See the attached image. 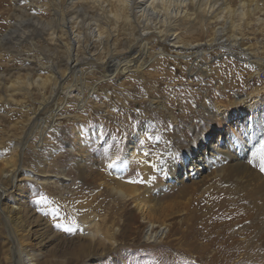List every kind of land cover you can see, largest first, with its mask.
Segmentation results:
<instances>
[{"label":"rangeland","instance_id":"rangeland-1","mask_svg":"<svg viewBox=\"0 0 264 264\" xmlns=\"http://www.w3.org/2000/svg\"><path fill=\"white\" fill-rule=\"evenodd\" d=\"M241 1L258 2L264 9V0L228 3L236 9ZM81 8L79 0H0V39L11 32L4 44L0 42L1 189L10 187L14 168L7 163L14 159L20 165L22 156L21 171L1 206L16 221L15 233L24 249L36 258L29 264H264V172L259 151L264 142V66L253 64L243 50L249 47L264 61V26L256 23L261 13L248 15L240 31L229 28L225 44L201 49L202 55L192 59H178L171 45L152 38L157 42H150L148 69L108 79L97 67L86 81V91L58 90L52 99L50 88L44 93L8 89L27 73L33 79L46 77L48 71L41 68L63 65L68 56L65 45L74 35L71 29L65 36L62 31ZM198 16L191 23L173 20L177 34L185 43L215 42V29L224 22ZM79 27L74 32L84 40L74 47L83 58L95 47L87 27ZM234 33L236 41L230 39ZM121 34L119 39L125 38ZM237 41L239 47L230 48L235 52H227L226 44ZM140 43L130 42L115 54L130 60ZM161 49L164 57L156 54ZM190 52L182 50L185 56ZM105 56L101 55L103 61ZM45 100L49 104L43 109ZM57 104L73 115L69 117L79 118L62 116L46 135L48 141L39 146L38 132L19 152L23 154L14 156L15 145L36 115H51ZM141 130L144 137L138 135ZM165 156L170 169L178 170L175 178L162 175L158 161ZM144 160L149 165L145 177ZM60 169L70 178L64 190L43 183ZM116 184L141 193L150 187V208L142 211L136 203L117 201L112 194ZM100 201L108 208H99ZM111 206L119 209L112 212ZM81 218L97 222L102 233L109 229L115 246L91 240L89 229L81 233ZM143 218L165 226V238L147 240ZM6 233L0 225V264L7 263L10 249Z\"/></svg>","mask_w":264,"mask_h":264},{"label":"bare ground","instance_id":"bare-ground-1","mask_svg":"<svg viewBox=\"0 0 264 264\" xmlns=\"http://www.w3.org/2000/svg\"><path fill=\"white\" fill-rule=\"evenodd\" d=\"M79 1L82 4L83 8H81L79 12L78 11L75 12L77 13L75 17L71 19L69 18L70 24H72V22L75 23L74 26H71V27L67 26L69 22L65 21L67 22L65 25V28H68V30L62 31L65 36V33L70 34V29H71V31L73 30V35H74V38H71L72 39L71 42H70V39L68 40L66 38L69 41L65 45V49H66L65 51H67L68 56L66 55L67 59L63 63V65L62 66L58 65L57 67L52 65V66H46L43 69L41 68V70L48 71V76L46 77L38 75V77L36 76L37 77L36 79H33L32 77L33 74L31 75V73H27L26 78H22V77L17 78L15 81H13L8 86V89H13L15 92L16 90L18 91L26 90L27 92H31V90L35 88V89L41 90V92L43 91L46 92V90L50 88L53 93L51 96L52 99L55 96V94L59 92L58 90H61V92H64V94L69 93L71 88L73 89L85 88V91H86V88H89L86 84V81L89 78V76L94 74V69L97 67L102 69L103 75L106 76L108 79H117L118 76L127 74L128 72H131L132 69H135L133 72H138V73L143 72V70L146 67L148 69V66L149 64H151V61H152L151 56H150V54L152 53L148 52V49H150L149 47L150 42H157L156 40L158 41L161 40L162 43L169 44L171 45V47L175 49L176 54L180 56L178 57V59H182V58L185 59L186 57H187L186 59L188 58L192 59L194 57L202 55V53L200 52L201 49L209 50L215 44H225L227 40L224 39V36L226 35L228 29L233 28L235 31L236 30L240 31L241 25L244 24L242 22H244L245 20H248L247 18L248 15L253 16L256 13L260 12L261 13L260 16L256 18L257 20L256 23L260 26H264V18L262 17L264 16V9L260 8V6L258 5V2L252 4V3H247L246 1L244 2L241 1L239 6L236 9H234L228 3L229 0H215V1L214 0H79ZM76 3L77 2H72V5L74 6ZM198 13L205 14L210 18H215L216 21L224 22L223 26L219 25L215 29V33L218 37V39L215 40V42H212V40H207L205 42H197V43H193V42L187 43L186 42L185 43V41L184 42L182 41L183 38L182 37L180 38L179 35L177 34L176 32L177 28H176V25L173 23V20L178 21L179 19H184V21L191 23L193 21H196ZM57 16L59 15L57 14ZM79 17H81L82 19H78ZM245 23L247 22L245 21ZM248 24L250 23L248 22ZM54 25L56 24H53L52 27H49L50 30L55 29ZM57 25L61 26L58 24V21H57ZM62 25L64 26V24ZM79 26L87 27V30H89L90 32L89 33L90 39H92V46L95 47L94 50L93 48H90L87 53L85 52L86 53L85 55L87 57H85L83 53L82 54L84 56L83 58H81V55L78 54L79 49L76 50V47H74V44H78V43L80 44L81 41L84 40L82 38L83 35L81 37L78 35L79 34L78 32H77L78 34L74 32L76 28L78 29V30L76 29L77 31H79V29H82ZM168 27H172L171 28L172 32L169 36L168 34L170 30L168 29ZM55 33L56 32L54 30L50 35L53 36L55 35ZM121 33H123L125 37V38H122L123 40L119 39L118 37V34H121ZM236 34L234 33L230 37V39H232L233 41L234 40L236 41L237 39H239V37L237 38ZM10 35H11V32H7L6 34L2 35L0 42H3L4 44V41H6L10 37ZM166 36L168 38H166ZM152 38L153 39L155 38L156 40H153ZM130 42L131 43L137 42L138 44L139 42H141L139 45L141 46L139 52H136L134 57L130 60H124L120 58L118 59V56L122 54L116 55L115 53H118L117 49L118 48L120 49V47L128 46ZM234 44H238V41ZM234 44L233 43L230 44V42L226 44V47L228 48L227 52H231L232 49L230 48L234 49V47H239V44L238 45H234ZM84 45H86V42ZM84 45L82 47H84ZM243 48H244L243 50L246 53L247 58L253 64L258 65V66H264V61L258 59L256 57V54L250 51L249 47L247 48L243 47ZM183 49L192 51L190 52V54H188L191 56H188V55L185 56V54L182 53ZM133 50H136V49H133ZM183 52L185 53V51ZM234 52H231V53H234ZM103 53L106 55L104 58L105 59L104 61L101 58V55ZM156 54L157 55L159 54V56L164 57L166 53L163 49H161V50H158ZM55 60H56V57H55ZM209 74L210 73L207 72V75ZM69 81L70 82L73 81V85H67ZM1 83L3 84L2 78H0V84ZM80 85L82 87H80ZM91 90L96 91L95 88H91ZM56 99H59V98H56ZM47 100H45L43 104L44 106L43 109H46L45 107L48 106L47 104H49ZM62 107L63 105L57 104V107L51 113V115H48L45 117L44 116L45 113L40 114L42 113L41 111L39 114L36 115L34 121L32 122L30 121L31 122L30 127L28 128L27 131L25 130V133H24L25 135L23 139L19 141L13 149L14 156L19 157V155H22L23 153L19 154V152L23 151V147L28 143V139L32 137L33 135L35 136L38 132L40 133L39 146L42 143H45L46 141H48V138H46V135L49 134V132H51L52 130H54L53 123L56 122L57 119L61 120L63 118H72V119L79 118L77 115H74V117H69L73 115L71 113L64 112V108ZM204 109H205V114H209L208 113L209 108L208 109L204 108ZM243 114H244V111H242L240 115H243ZM62 116L64 117L62 118ZM149 130H151V128L147 127V131ZM138 132H139L138 135H141L144 137L145 134L144 132H142V130ZM24 138H26L27 141L26 140L24 141ZM134 156H135V153H134ZM131 157H133V154H131L130 159ZM13 160L7 163V165H11V167L14 168L13 173L8 177L9 179L7 183L9 184L10 187L6 189H1L2 187L0 188V225L7 231L6 239H7L8 244L10 245L9 252L6 255L7 263L5 264H29V263H33L34 261H36V258L34 257L33 254L29 252L27 253V251L24 249L23 244H21L20 237L15 233V225L13 224L16 223V221L10 218L8 214L4 212L1 206L2 201L6 199L7 197L6 194H8L12 190L16 182L18 172L21 171L20 165L22 163V156H20V165L19 163H16ZM167 163H168L167 156L162 157L158 161V166L162 172V175H164L165 177H168V176L172 177V174H173V178H175L176 176L174 175L176 174L178 170L177 169L175 170L174 168L170 169V166H168ZM142 169L144 171L143 177H145L149 169V165L145 160L142 165ZM180 169L182 170L181 167ZM33 175L34 174L30 172V177H32ZM67 176L68 175H67L66 169H60L59 171L56 172V174L52 173V174H49V176H46V179L43 180V183L45 184L53 183L60 190L62 189L64 190L65 189L64 184L68 182L70 179V178H67ZM116 185L117 187L112 188V194H114L115 199L117 201L118 200L121 201L120 203H127L131 201L133 203H136V206L142 211L148 210L150 208V205H149L150 195L149 194L152 191L150 187L146 186L147 188L145 187L144 191L141 193L140 189L138 188L128 187L124 189L123 185L121 184H116ZM103 206H105V208H108L106 201H102V202L100 201L99 208L102 207L103 209H105ZM116 209L118 210L119 208L118 207L116 208L115 206H111L110 210L112 212H117ZM11 211H13L12 208L10 209L9 212ZM81 221L83 224L81 233L85 234L84 231L89 229L87 233V237L90 238L91 240H97L103 246H105L107 243H111L112 245L115 246V242L112 240L113 235L110 233L109 229L105 233L104 232L102 233L98 229L99 224L97 222L88 220L85 218H81ZM146 221H147L146 218H143V223L148 224L147 231L145 233V235L147 236V240L149 239V240L155 241V240H158L159 238H162V239L165 238V235L168 232L165 226L161 227L159 225H155L153 223H150L148 221L146 222ZM157 229L159 231H155ZM82 251L83 250H81L80 252ZM25 260H28V262H25Z\"/></svg>","mask_w":264,"mask_h":264},{"label":"snow or ice","instance_id":"snow-or-ice-1","mask_svg":"<svg viewBox=\"0 0 264 264\" xmlns=\"http://www.w3.org/2000/svg\"><path fill=\"white\" fill-rule=\"evenodd\" d=\"M259 151L262 154V164H261L260 171L264 172V142H261ZM145 155H147V153H145ZM108 166L112 167L111 164ZM68 231H71V230L69 229Z\"/></svg>","mask_w":264,"mask_h":264},{"label":"built area","instance_id":"built-area-1","mask_svg":"<svg viewBox=\"0 0 264 264\" xmlns=\"http://www.w3.org/2000/svg\"><path fill=\"white\" fill-rule=\"evenodd\" d=\"M256 80H261V81H263V79H256Z\"/></svg>","mask_w":264,"mask_h":264}]
</instances>
